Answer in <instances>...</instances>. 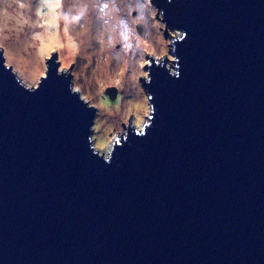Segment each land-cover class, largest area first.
Here are the masks:
<instances>
[{
  "label": "water",
  "instance_id": "95a60500",
  "mask_svg": "<svg viewBox=\"0 0 264 264\" xmlns=\"http://www.w3.org/2000/svg\"><path fill=\"white\" fill-rule=\"evenodd\" d=\"M152 3L173 67L107 156L57 53L29 87L0 47V264H264V0Z\"/></svg>",
  "mask_w": 264,
  "mask_h": 264
},
{
  "label": "rangeland",
  "instance_id": "374dc122",
  "mask_svg": "<svg viewBox=\"0 0 264 264\" xmlns=\"http://www.w3.org/2000/svg\"><path fill=\"white\" fill-rule=\"evenodd\" d=\"M143 25V34L137 25ZM152 0H0V47L29 87L46 75L57 53L59 72L73 74V90L97 108L92 142L106 156L129 122L140 130L151 104L141 78L149 80L150 56L167 58L173 37ZM114 88V98L106 94Z\"/></svg>",
  "mask_w": 264,
  "mask_h": 264
}]
</instances>
